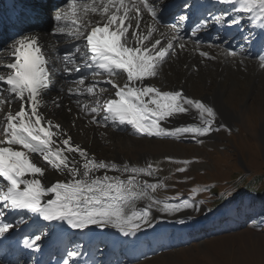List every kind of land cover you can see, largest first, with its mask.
I'll return each mask as SVG.
<instances>
[{
  "label": "rangeland",
  "instance_id": "374dc122",
  "mask_svg": "<svg viewBox=\"0 0 264 264\" xmlns=\"http://www.w3.org/2000/svg\"><path fill=\"white\" fill-rule=\"evenodd\" d=\"M45 3L47 9L43 12H46V20H39V28L47 33L55 27L52 20L55 13L48 0ZM66 6L67 3L64 4V7ZM173 10L168 18L173 19ZM30 11L33 15L36 13L35 10ZM189 11L190 9L187 14ZM163 17L167 18L164 12ZM187 30L183 36L185 39L190 37L192 25ZM238 31L234 30L235 34H238L236 39L241 40V32ZM226 38V41L231 40L228 36ZM7 40L8 38L4 42ZM215 42L217 41L212 44ZM231 44L239 45V41H233ZM214 45L225 47L222 43ZM240 46L236 51L245 49V46ZM5 50L6 44L0 46V51ZM226 50L230 52L232 48ZM68 51L61 53L62 60H65ZM208 55L203 54L204 60L197 62L196 68L193 69V78L189 80L190 97L197 100L222 88L229 111L235 115L231 122L218 124L216 133L212 136L191 133L192 136L153 137L140 132L131 134L128 129L118 131L114 123H109L112 127L107 124L104 128L93 126L90 129L86 126L91 122L85 119L88 123L86 124L83 116L86 113L93 118L100 114L102 102L111 97L112 93L114 95L113 82L117 81L105 84L104 89L94 88L92 94L84 91L85 93L76 92L70 95L78 107L74 118L76 123H70L73 136L86 138V147L92 146L102 160H112V164L114 163L119 171H100L109 177H118L126 189L130 188L131 193H135H129V205L122 207L124 217H131L132 223L140 225L137 229L138 235L131 238L132 240H126L133 244L125 242V246L137 248L133 253L135 258L127 263L126 260L132 253H123L121 258L126 260H118L117 264H264V207L240 208L237 201L228 200L229 193L238 192L234 198L241 196L246 204H249L256 198L257 193L264 192V71L254 69V65L242 66L233 72L232 77H227L221 73L219 60ZM175 58L176 61L179 59ZM205 59L213 63L207 65ZM182 60L183 62L177 63L179 68L173 69L171 66L170 71L185 70L188 64L184 58ZM95 74L92 75L99 76L98 73ZM104 74L99 78L105 77ZM183 82L182 75L176 84L183 87ZM163 84L164 91L171 86L165 81ZM55 91L54 89L51 93ZM0 106L7 105L0 103ZM68 106L67 103L63 104V109L70 113ZM92 107L98 108L97 114L91 113ZM57 108L60 109L61 105ZM79 119L84 122L79 123ZM82 128L89 131L84 132ZM3 129L5 126L1 124L0 131ZM95 138L97 142L92 143ZM38 157L37 159L44 163ZM44 164L50 171L56 172L51 176L56 181H61L58 170ZM127 165H130L129 168L131 165L143 166L144 172L137 169L134 172ZM124 203L120 201V205ZM21 211L23 214L18 213L14 218L21 220L23 217L24 220L34 223V218H31L34 214L23 210L19 212ZM5 212L8 213V210ZM40 227L35 235L43 233V238L38 243L44 247L56 228L47 227L50 231L44 235ZM25 231V235L32 232ZM104 231L110 234L107 230ZM137 239L141 246L134 243ZM62 240L58 247L64 243V239ZM120 243H114V246L109 243L107 251L115 252L118 247L123 248L124 245ZM49 246L45 249L47 254L52 244L49 243ZM79 246V250L88 249L81 244ZM23 258L24 256L18 264H26L22 263ZM94 259L100 264H115L111 259L107 262H101L97 256ZM14 260L13 258L5 264Z\"/></svg>",
  "mask_w": 264,
  "mask_h": 264
},
{
  "label": "snow or ice",
  "instance_id": "6c2138e0",
  "mask_svg": "<svg viewBox=\"0 0 264 264\" xmlns=\"http://www.w3.org/2000/svg\"><path fill=\"white\" fill-rule=\"evenodd\" d=\"M119 7L115 13L109 12V6H114V0H108V4L103 6L101 15L107 14L106 22L103 26H93L85 31L77 28L75 31H68L64 26V21L73 20L75 22L77 5L75 0L68 5V9L57 12L52 20L55 23L54 34H65L74 37L76 40L83 38L90 53L88 60L96 67L103 69L109 76H119L121 71L126 73L127 82L123 86L113 83V87L119 99L107 101L106 108L109 116L104 120L118 119L120 124L131 125L136 131L150 136H175L179 133L191 132L201 136L210 134V124L214 123L215 112L212 108L205 106L202 101H193L184 97L181 91L161 92L157 88L149 85L144 86L143 81L148 77L157 75L156 67L159 60L164 59L168 54L167 50H155L161 43L157 40L149 48L144 42L152 36V30L147 35H137L135 32L129 37L131 20L128 18L129 9L124 6L123 0H118ZM217 3H238L237 13L250 14L260 21V32L264 35V0H217ZM140 4L155 20L163 10L165 0H158L157 4L148 3L147 0H140ZM88 5H85L87 9ZM124 8V16L118 15L120 9ZM139 10V9H138ZM92 12H96V7H91ZM31 14L17 13L11 20L13 28L20 27L22 30L10 38L9 47L13 62L6 67L11 70L7 78L0 75V82H5L8 91L14 93L20 101V111L15 115L9 114L6 120L10 122L7 129L11 132L10 138L3 141L5 145H19L28 151H19L13 147H0V177L7 182V190L0 184V217L5 215V210H24L42 218L44 227L55 228L54 222H63L72 230L84 231L90 226L97 229H114L117 234L127 240L138 235L137 229L140 225L131 222V217L125 218L120 201H128L131 189H126L119 181L118 177L92 176L94 171L101 169H113L119 171L113 163L109 165L104 161L97 162L90 158L88 153L79 146H73L71 138H60V132L52 130L51 121L47 126L42 124L44 117L38 111L39 96L41 90L49 87V77L45 65V59L40 46L39 37L35 34H27L32 30L30 23ZM189 19L187 14H180L179 20L186 22ZM128 20V23H126ZM217 22H222L216 17ZM230 21V25L239 26L242 20L239 15L228 17L224 15V21ZM140 24L139 17L136 20V27ZM24 26H27L26 28ZM200 26H203L200 23ZM175 27V26H174ZM195 27L193 35H195ZM180 29L177 28V32ZM133 43L135 46H133ZM155 50V51H153ZM79 51V48H77ZM230 55L235 56V49L230 51ZM68 59L67 55L65 56ZM259 62L264 67V54H260ZM85 61V66H91ZM79 69H68L72 72ZM112 83L111 81H109ZM79 85H84L85 80L79 79ZM139 85V86H138ZM72 91L71 89L69 90ZM77 93L80 91L78 88ZM88 94H92L94 86L86 88ZM148 97L146 101L144 98ZM26 104L30 105V111L26 109ZM187 105H193L201 113V119L206 113L212 117L211 121H204L209 127L200 129L198 127H183L175 131H167L161 127L158 121L172 117L176 113L188 111ZM91 113L97 114L98 108L92 107ZM155 117V119H150ZM19 121V123H17ZM58 127V126H57ZM219 130V128H217ZM6 131V135H9ZM22 134V135H21ZM31 153H38L43 160L53 169L67 172L71 179L63 183H54L53 186L43 187L42 181L37 176L44 175V169L32 162ZM78 153L83 158V171L77 167L78 161L69 159L67 153ZM135 172V170H133ZM144 172L143 169L140 170ZM146 174V173H145ZM30 176L31 178H25ZM114 181V182H113ZM23 185V189H21ZM236 193H229L228 200L233 199ZM47 194H54L53 199H47L42 203V198ZM135 195V193H131ZM96 207H93V206ZM23 223V217L21 218ZM185 223L186 221H180ZM152 227H154L152 225ZM14 225L11 222L0 223V245L13 239ZM43 238V233H38L29 239L22 241L27 249L40 251L38 243ZM19 243V241H18ZM77 245L72 251L66 252V258L59 264H78L79 257L83 254Z\"/></svg>",
  "mask_w": 264,
  "mask_h": 264
},
{
  "label": "bare ground",
  "instance_id": "6f19581e",
  "mask_svg": "<svg viewBox=\"0 0 264 264\" xmlns=\"http://www.w3.org/2000/svg\"><path fill=\"white\" fill-rule=\"evenodd\" d=\"M181 0H165V5L163 6V10L157 8L158 12L160 13V16L157 19H153L149 13H147L144 9V6L140 4V0H123L124 6L129 9L128 12V18L131 20V27L129 28V37H131V34L135 32L137 35H147L149 30H152V36L146 40L144 43L151 48L152 44H155L157 40H160L161 43L157 45V51L163 49L167 50L168 54L164 57V59L159 60L157 62V67H156V72L157 75L155 77H148L145 78L143 81L144 86H153L160 90L161 92H178L181 91L184 97L190 98L193 101H202L205 106H208L212 108L215 112V118H214V123L210 124V134L208 135H215L216 133V127L218 124H223V123H229L234 119L235 115L229 111V108L226 104V96L223 93L222 88L218 89L217 91L214 92V94H208L206 97L200 98V99H192L189 94V89H190V82L189 80H192L193 78V69L196 68L197 62L204 60L205 55H210V57L214 59L219 60V68L221 69V73L224 76L227 77H232L233 72L239 67L242 66H250L254 65V69H258L260 72L264 71V67H261V64L259 62V55L262 54V51H264V35L261 34L260 32V21L259 19L253 20L252 16L250 14L246 13H237L236 8L239 7V4L234 5L233 3H217V0H191L192 1V7L190 8V11L188 12V17L189 19L184 22L180 21V23H177L176 28H174L170 23H168V20H172V18H164L163 17V12L164 10L170 6V5H175L176 2H180ZM15 1L11 0L9 2H6L5 5H2L0 2V20L1 19H6V16L10 14L12 11V8H8L10 4H14ZM17 2L23 3L21 7L15 8V10L19 11L20 13H24L23 7L24 4L26 6H31L32 11L37 12H43L44 9H47V0L45 2L43 0H18ZM72 1L69 0L68 4L64 8L56 9L57 12H63L68 9V5ZM148 3L152 4H157L158 0H147ZM77 5V11H76V18L75 22L73 20H66L64 21V26L68 31H75L77 28H81L85 31L90 30L93 26H103V24L106 22L105 18L107 14H104L103 16L101 15L103 11V6L108 4V0H93L89 2H84L82 4H79L75 1ZM177 4V3H176ZM85 5H88L87 9L85 8ZM6 6V7H5ZM52 6V5H51ZM118 0H115L114 6H109V12L110 13H115L116 8L119 7ZM91 7H96L97 11L92 12ZM213 8L212 13H210V9ZM139 9V10H138ZM28 10L26 14H31V16H34L31 11ZM56 12V13H57ZM227 15L228 17H235L237 15L240 16L242 23L239 26H234L230 25V21L228 22H223L224 21V15ZM41 20H46L44 19ZM119 16L123 17L124 16V8L120 9V12L118 13ZM137 17H139L140 24L139 27H136V20ZM216 17H219L222 22H217ZM202 19V21H201ZM40 20V21H41ZM200 20V21H199ZM207 21V24H203V26H200V23H203V21ZM249 20L251 23H255V27L257 28L258 32L260 34L258 35L257 32L251 35L252 30L250 28H247L246 30H249V32L246 33H240V36L242 37V44L246 43L247 47L245 50H238L237 55L232 56L230 55V52L226 50V47L218 46L215 47L212 42H207V36L210 35V30H212L214 27H220L224 26L226 29L230 30H242V25L245 24V21ZM126 23H128V20H126ZM40 22H37L35 26H33V31L27 34H35L39 37L40 41V46L43 47V54L45 59L48 61V63L45 65L47 72H48V77H49V86L55 88V92L51 93L48 92L49 88L47 89L48 94L44 93L43 97H39V107L38 111L40 114L44 117V120L42 121V124L44 126L48 125V122L51 121L52 124V130L60 132L61 137H56L55 139L60 141V138H71V143L73 146H79L80 148L84 149L90 158L95 159V161L100 162L104 161L105 163H108L109 165L112 164V160H102L100 157L97 156L96 151L90 147H86L85 143L87 141L86 138L80 139L77 136H73L72 129L70 126V123H76L74 121L75 115H77V105L74 104V98H70V95H73L76 93L77 89L79 88L81 93H85L86 88L88 86H94V88L98 89H104V85L107 83H110L109 81H117V85L123 86L124 83L127 82V76L126 73L122 72L120 73L119 76H109L107 72H105L104 75H106L103 78H99L96 76H83L85 72L88 70H94V68L90 69L89 67L85 66V61L88 60L90 53L85 45V41L82 39L76 40L74 37L65 34H54V29H51L49 32L44 33L45 31H40ZM192 25V28L195 27V35H193V31L190 34V37L184 38V34L188 31L187 29ZM56 26V25H55ZM245 26V25H244ZM55 28V27H54ZM177 28L180 29L179 32H177ZM216 29V30H217ZM3 30V29H2ZM250 33V34H248ZM1 36L5 35L4 30L0 32ZM188 36V35H187ZM214 41V39L212 38ZM10 39L8 38L7 41H3V44L1 46H4L6 44V50L5 51H0V75L7 76L9 75L10 71L6 65L10 62H13L12 56H11V49L9 47ZM237 42H234V44ZM133 46L135 44L133 43ZM77 48H79V51H77ZM229 48V47H228ZM227 48V49H228ZM67 57L65 61L62 60V55L61 53H65L67 51ZM153 50V51H155ZM231 51V50H230ZM228 52V53H226ZM204 54V56H202ZM255 54V56H254ZM176 55V56H175ZM208 55V56H209ZM175 57H178L179 59L176 61ZM182 58H184L188 64V67L185 70H180V71H173L171 72V66L172 68H179V65H177L178 62L181 63L183 62ZM67 60V61H66ZM206 60V59H205ZM89 64H91L90 60H88ZM207 65H211L213 62H209V60L205 61ZM181 66V64H180ZM79 69V72L82 70V75L80 77L85 80L84 85H79L78 81L75 82V85H72L73 79L77 78L79 74H77L78 71L73 70L72 72H67L65 69ZM96 68V67H95ZM73 74V76H72ZM183 75V87L178 86L176 83L180 79V77ZM74 77V78H72ZM166 82L167 84H170L169 89L164 91V86L163 82ZM114 83V82H113ZM112 85V84H111ZM110 85V86H111ZM84 88L82 89V87ZM139 86V85H138ZM9 86L5 82H0V103L2 105H7L6 107H1L0 108V125L4 123L8 125L10 122L9 120H6V117L9 114L15 115L17 112L20 111V101L16 97L14 93H11L8 91ZM72 90L71 92L69 91L67 93V90ZM112 89V88H111ZM114 94L118 90L117 88H113ZM45 91V89L41 90L40 95H42V92ZM80 96V95H79ZM115 96V95H114ZM113 96V97H114ZM110 98V97H109ZM116 99V98H112ZM111 99V100H112ZM119 99V98H118ZM146 101L148 100V97L144 98ZM69 104L67 110L63 109V104ZM10 104V106H8ZM61 105V108H57V106ZM188 111L184 113H176L173 114L172 117L165 118L164 121H158L159 125L166 129L167 131H175L176 129L183 128V127H198L200 129H203L205 127H209L208 124H206L204 121H211L213 118L208 116L206 113L203 116V120L201 119V113L198 112L193 105H187ZM26 109L29 110V105L26 104ZM30 111V110H29ZM108 113V112H107ZM109 114V113H108ZM79 115V114H78ZM88 114L85 113L83 116V120L88 122L89 125L86 126L87 128L93 127V126H98L100 128H104L105 125L108 123L102 119L99 118V115H96L92 118V115L87 116ZM110 115V114H109ZM2 119L5 120V122H2ZM82 119H79V123L84 122ZM97 123L94 121L98 120ZM150 119H155V117H150ZM92 120L94 123H92ZM112 120V119H111ZM85 121L86 124H88ZM116 126L120 124L119 120H112ZM19 123V121H17ZM102 123V124H101ZM85 124V125H86ZM111 124V123H110ZM58 126V127H57ZM81 128V127H80ZM79 128V129H80ZM83 129V128H82ZM91 129V128H90ZM103 130V129H102ZM6 131H9L7 128L0 131V147H13L16 150L23 151V148L21 146L17 145H5L3 141H6L8 138L11 136V132L9 131V135H6ZM83 131H89L88 129H83ZM74 132V131H73ZM191 132H185V133H179L175 136H180V135H190ZM22 135V134H21ZM75 135V134H74ZM63 136V137H62ZM172 136V135H170ZM192 136V135H190ZM96 139V138H95ZM92 140V143L97 142V139ZM25 152L28 150L25 149ZM28 155H30V158L32 162L37 164V166H40L42 169H44V175L37 176L36 178L40 179L42 181V186L47 188L50 186H53L54 183H63L67 182L68 180L71 179V176L65 171H57L61 175V181H56L55 178L51 176V174H55L56 172L50 171L48 167L44 164L41 163L40 160L37 159V155H40L38 153H31L28 152ZM69 156V159L76 160L79 163H77V167L80 168V171H83V158L79 156L78 153H67ZM41 156V155H40ZM39 158V157H38ZM128 168L130 165H127ZM141 168L143 169V166H132L129 168L131 170H136L140 171ZM144 170V169H143ZM105 174L101 172L100 170L94 171L92 173V176H104ZM25 178H31L30 176H26ZM0 184L4 186V190H7V182L3 180L2 177H0ZM23 185H21V189H23ZM54 194H47L45 197L42 198V203L47 200V199H53ZM126 204L129 205V201L121 205V207L125 206ZM93 207H96L95 205ZM128 207V206H126ZM20 210L16 211H10L8 210L7 214L13 215V217L20 213L23 214L22 211L19 212ZM24 211V210H23ZM131 212V211H130ZM6 213V212H5ZM17 216V215H16ZM2 217H0L1 219ZM31 218L34 222L39 224H43L42 218H38L35 215H33ZM45 223V222H44ZM57 226L55 227L56 230L53 233L51 239L47 240L46 244L44 247H41L40 251H34L31 249L25 248L23 256H29L32 261H29L27 264H39L42 262L43 264H47L46 261L50 260V258L55 257V255L50 256L49 253L52 251V249L55 250L54 254H59L61 253V256L57 257V260L54 264H59L60 261L66 258V252L70 251L69 249L71 247L70 244H67L68 246L63 247V244L58 247L59 244L63 242L62 239L65 238L62 237L64 235V232L60 231V224L62 222H54ZM23 224H24V230L31 231L33 228H31V222L26 221L23 219ZM39 226V227H40ZM37 226V230L39 229ZM94 227L91 226L90 230H93ZM72 229L68 228L67 231H70ZM102 234H106L105 238L104 236H100V238L105 239L106 241L110 237H116L120 239V236H117V232L113 233H108L105 232L104 230L106 229H99ZM37 231H34L31 235L33 237ZM29 233V234H31ZM29 234L27 235V239H29ZM20 234H18L19 236ZM81 239V242L83 241H93L94 238L89 237L88 235H84L83 237L79 238ZM120 241H126L125 239L120 240ZM108 242V241H107ZM49 243L52 244V248L50 249L49 253L47 254L46 252V247L49 248ZM55 243V244H53ZM118 243V242H115ZM119 244V243H118ZM122 244V243H121ZM70 245V246H69ZM116 245V244H115ZM114 246V245H113ZM69 247V248H68ZM88 247V245H86ZM88 250V249H87ZM85 250V251H87ZM54 252V251H53ZM63 253V254H62ZM5 258L4 260L6 262L12 260L14 257H9L6 256L5 254L3 255ZM82 256V255H81ZM84 256V255H83ZM23 258V259H24ZM55 259V258H54ZM5 262V263H6ZM1 261L0 258V264H5ZM23 263V262H22ZM41 264V263H40ZM92 264H100L96 259L93 258ZM107 264V263H105Z\"/></svg>",
  "mask_w": 264,
  "mask_h": 264
},
{
  "label": "trees",
  "instance_id": "16d2710c",
  "mask_svg": "<svg viewBox=\"0 0 264 264\" xmlns=\"http://www.w3.org/2000/svg\"><path fill=\"white\" fill-rule=\"evenodd\" d=\"M256 198H253L249 204H246V202L243 200V198L240 197H236L232 199V201H237L239 204L240 208H247V207H255V206H261L264 207V192L262 193H257L256 194Z\"/></svg>",
  "mask_w": 264,
  "mask_h": 264
}]
</instances>
